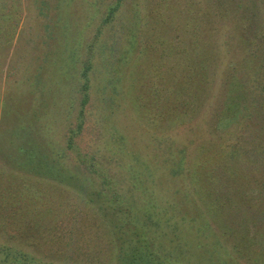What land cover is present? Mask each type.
Returning <instances> with one entry per match:
<instances>
[{
    "label": "rangeland",
    "instance_id": "1",
    "mask_svg": "<svg viewBox=\"0 0 264 264\" xmlns=\"http://www.w3.org/2000/svg\"><path fill=\"white\" fill-rule=\"evenodd\" d=\"M115 4L0 0V247L15 245L50 264H116L107 225L118 222L131 197L142 200L130 167L152 165L143 177L146 187L157 184L149 213L163 218L169 201L171 215L198 219L183 225V264H264V179L250 170L264 162V0H124L110 18ZM200 38L214 78L202 99L200 85L182 90L183 58L193 52L187 46ZM88 63L89 103L77 144L112 182L67 149ZM183 100L187 119H172L183 113ZM35 145L49 159L43 153L30 164ZM179 149L185 170L174 178L164 167L180 160ZM232 153L243 154L241 177L226 183L231 188L218 202L229 232L220 233L213 220L219 213L208 215L198 197L183 203L185 183L198 158L224 175ZM58 161L76 174L72 185L45 172Z\"/></svg>",
    "mask_w": 264,
    "mask_h": 264
},
{
    "label": "trees",
    "instance_id": "2",
    "mask_svg": "<svg viewBox=\"0 0 264 264\" xmlns=\"http://www.w3.org/2000/svg\"><path fill=\"white\" fill-rule=\"evenodd\" d=\"M123 1L124 0H116V4L110 10V18H113L116 13L119 12L120 8L123 5ZM239 39L244 44L247 43L248 46L249 44H252L251 40L247 41V39L243 38L242 36H239ZM184 42L185 40L182 39L181 45L185 44ZM196 43L197 44H194L192 46L191 44L187 46L189 47V50L191 47L193 49V52L192 54H189V52L185 53V57L183 58L184 64L186 65L187 62L188 67L185 68L184 71V83L182 81V90L183 92H186L187 88H190L191 84L194 87H196V85H200V89L198 90L199 96L196 95V97H200L202 99V97L206 94V91L210 88L209 86L212 85L214 78H212V76L208 74V69L212 68V64L210 63V56L208 55V52L205 50V48L201 49L202 45L205 44L204 40L202 38L196 39ZM197 49L199 51H196ZM191 62H194L195 68H189V66H191ZM90 69L91 66L88 63L84 69L83 75L86 79L83 84L84 95L81 101L82 110L80 111L79 115L80 120L77 124V130H71L70 132L67 149L75 152L77 156H79L78 158L80 159V165L88 169L92 175H96L99 178H102L103 181L112 182L111 179H109L108 176L104 173V171L100 167H98V165H96L95 163H89V160H84L77 144L78 140L83 134L84 110L89 103L90 84L88 72L90 71ZM234 79L235 77L231 80L234 85H240L242 86V88L246 87V84L243 83L242 80L238 79L240 82L237 83L233 81ZM204 86L205 89L203 88ZM186 105V102L183 100L180 105V107L183 108V113L176 117H173L172 119L186 120L189 115L186 111L184 112V107L187 110ZM225 120L227 119H223V121H220V118H217V123H222ZM219 133L222 134L223 132L219 131ZM215 136H218V134L212 135L210 138H213L214 142L218 143L220 140L215 139ZM33 144L36 143L34 142ZM34 147L35 148L33 149V154L28 160L30 161V164H34L37 159L38 161L42 158L49 159V155L42 152V147H40L39 145H35ZM29 150H27V153L29 152ZM43 153L45 155H42L41 158L40 155ZM176 155L180 156V160H178L173 165L170 163H166L164 167V173L167 172L168 176L171 175L174 178H177L181 174H184L186 164L185 160H183L181 157H185V152L183 151V149H179ZM241 155L243 154L236 155L232 153L231 157L229 156L228 159L226 158V160L223 161L222 164L224 165L221 168V171L225 176L218 175L219 172L216 171L215 173H213V171H208L209 166L207 164H209V162L203 164L200 158H198V160L193 163L191 169L189 170L190 174L187 175L188 185L185 183L186 192L183 203L186 202L190 205V203L195 200L194 197H198V200H200L206 207L208 215L219 213V217H214L213 220L214 222L218 223L217 226L219 227L220 233L221 231H224L226 233L229 232L224 230V227L227 226L225 225L226 219L222 218L223 210H221V207H219L218 202H222L224 198L223 194L227 193L226 190L228 188H231V186L227 185L226 183H229L230 179L241 177V175H238L239 172L236 166V164H238L241 160ZM60 161H58V164L60 165L56 166L53 164V167L45 171L48 172L50 177L52 176L51 179H48L56 181L58 183L67 185H69L70 183L72 185L71 181L75 179L74 176H76V174L74 175V173L66 168L64 164L60 163ZM254 163L251 164L252 169L250 170L253 172H258V174L261 175L264 179V162ZM48 164L49 162L46 161H40L38 163L40 167L45 165L48 166ZM129 170L131 176L130 178L132 179L133 185L135 187L134 189L139 193V196L142 197V200L138 202V199L134 200L133 197H131V200L127 202L126 207L121 209V216L117 217L116 219L118 222L115 223V225H107V227L109 226L108 229H110L111 231L116 264H183L186 261L182 260V257L180 255L184 252V245H186L187 243L186 239L182 238V228L183 225H188L190 227L195 225L196 222H198V219L196 220L195 217L189 216L188 213H184L182 215L178 214L177 216L173 214L171 215L170 212L173 210V208L172 203L169 201H167V206L165 207L166 213L164 214L163 218L152 210L151 213H149V209L151 208V206L149 207L148 204H150L149 201L151 199L153 201L155 200L153 192L154 189H157V184L153 187L151 185L149 187H146V181L143 180V177L147 172L154 171V166L151 165L141 167L139 165H135L134 167L131 166ZM245 171L246 170L241 171L240 173L247 175ZM227 175H231L233 176V178H230ZM41 177L43 176L41 175ZM214 180H218L219 186L221 187L218 188V185L215 186L213 184ZM85 187L86 184L84 185V183H81V186L79 188L84 190ZM244 195H246L245 192ZM244 200L251 201L250 198L245 197ZM203 225L208 224L206 223ZM0 232L3 233V227H0ZM0 256V264H50L41 259H38L29 252L19 249L15 245L0 247Z\"/></svg>",
    "mask_w": 264,
    "mask_h": 264
}]
</instances>
